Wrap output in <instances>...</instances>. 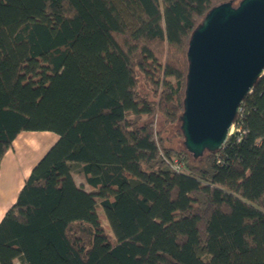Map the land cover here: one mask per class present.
Here are the masks:
<instances>
[{
  "label": "trees",
  "instance_id": "obj_1",
  "mask_svg": "<svg viewBox=\"0 0 264 264\" xmlns=\"http://www.w3.org/2000/svg\"><path fill=\"white\" fill-rule=\"evenodd\" d=\"M230 1L0 0V166L22 132L58 136L0 264H264V75L222 150L180 130L191 36Z\"/></svg>",
  "mask_w": 264,
  "mask_h": 264
},
{
  "label": "water",
  "instance_id": "obj_2",
  "mask_svg": "<svg viewBox=\"0 0 264 264\" xmlns=\"http://www.w3.org/2000/svg\"><path fill=\"white\" fill-rule=\"evenodd\" d=\"M180 130L195 158L224 148L244 99L264 75V0L213 7L194 30Z\"/></svg>",
  "mask_w": 264,
  "mask_h": 264
},
{
  "label": "crops",
  "instance_id": "obj_3",
  "mask_svg": "<svg viewBox=\"0 0 264 264\" xmlns=\"http://www.w3.org/2000/svg\"><path fill=\"white\" fill-rule=\"evenodd\" d=\"M51 132H22L15 139L0 166V222L15 204L33 168L57 142ZM15 264H20L15 260Z\"/></svg>",
  "mask_w": 264,
  "mask_h": 264
},
{
  "label": "rangeland",
  "instance_id": "obj_4",
  "mask_svg": "<svg viewBox=\"0 0 264 264\" xmlns=\"http://www.w3.org/2000/svg\"><path fill=\"white\" fill-rule=\"evenodd\" d=\"M163 122H164V120H163L162 116L160 114H157V116H156V127H157V129H161V128L164 127V123ZM167 130L168 131L165 132L164 137L166 139L167 138H171L172 145L174 147H179L180 144H181L180 138L174 136V131H172L171 128H168ZM74 178H75V181H76L77 184H79V185L84 184V180H83L82 176L77 175L76 173H74Z\"/></svg>",
  "mask_w": 264,
  "mask_h": 264
},
{
  "label": "built area",
  "instance_id": "obj_5",
  "mask_svg": "<svg viewBox=\"0 0 264 264\" xmlns=\"http://www.w3.org/2000/svg\"><path fill=\"white\" fill-rule=\"evenodd\" d=\"M240 112H241V107H240L238 115L240 114ZM235 130L236 129H235L234 125H233L232 134L235 132ZM172 167H173V169H175L177 171H182L183 170V166L180 165L177 160H174Z\"/></svg>",
  "mask_w": 264,
  "mask_h": 264
}]
</instances>
